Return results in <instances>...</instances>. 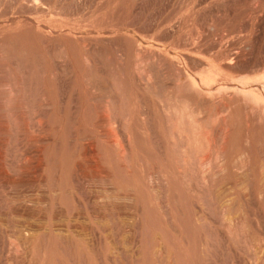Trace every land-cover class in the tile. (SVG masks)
Wrapping results in <instances>:
<instances>
[{"label":"rangeland","instance_id":"1","mask_svg":"<svg viewBox=\"0 0 264 264\" xmlns=\"http://www.w3.org/2000/svg\"><path fill=\"white\" fill-rule=\"evenodd\" d=\"M0 264H264V0H0Z\"/></svg>","mask_w":264,"mask_h":264},{"label":"bare ground","instance_id":"2","mask_svg":"<svg viewBox=\"0 0 264 264\" xmlns=\"http://www.w3.org/2000/svg\"><path fill=\"white\" fill-rule=\"evenodd\" d=\"M253 69V68H252ZM151 75V74H150ZM147 86V85H146ZM150 90V89H149ZM188 102V101H187ZM219 102V101H218ZM181 103V102H180ZM190 104V103H189ZM226 111V110H225ZM254 112V111H253ZM189 113V112H188ZM190 113H192V112H190ZM189 115V114H188ZM184 118V117H183ZM175 119V118H174ZM182 122V121H181ZM191 122H192V120H191ZM188 127V126H187ZM174 129V128H173ZM194 129V128H193ZM192 129V130H193ZM171 130V129H170ZM188 130V129H187ZM175 132V131H174ZM177 132V131H176ZM226 132V131H225ZM188 133H189V131H188ZM105 134V133H104ZM192 134V133H191ZM124 135V134H123ZM206 135V134H205ZM124 137V136H123ZM38 139V138H37ZM125 139V138H124ZM173 139V138H172ZM222 142H223V140H222ZM125 143V142H124ZM183 143V142H182ZM212 143V142H211ZM215 143V142H214ZM179 146V145H178ZM181 147V146H180ZM130 150V149H129ZM208 151V150H207ZM216 151V150H215ZM127 152V151H126ZM129 154V153H128ZM178 154V153H177ZM215 158V157H214ZM208 159V158H207ZM131 165V164H130ZM204 165V164H203ZM130 167V166H129ZM180 169V168H179ZM103 171V170H102ZM130 172V171H129ZM212 174V173H211ZM230 174V173H229ZM90 176V175H89ZM100 178V177H99ZM160 178V177H159ZM195 178V177H194ZM187 180V179H186ZM222 181V180H221ZM218 182V181H217ZM203 184V183H202ZM186 185V184H185ZM204 185V184H203ZM197 186V185H196ZM229 186V185H228ZM158 187V186H157ZM162 187V186H161ZM163 190V189H162ZM205 191V190H204ZM161 192V191H160ZM200 192V191H199ZM211 192V191H210ZM206 195V194H205ZM225 196V195H224ZM203 200V199H202ZM210 202V201H209ZM165 203V202H164ZM204 205V204H203ZM210 205V204H209ZM167 214V213H166ZM199 220V219H198ZM201 220V219H200ZM199 220V221H200ZM202 223V222H201ZM176 231V230H175Z\"/></svg>","mask_w":264,"mask_h":264}]
</instances>
